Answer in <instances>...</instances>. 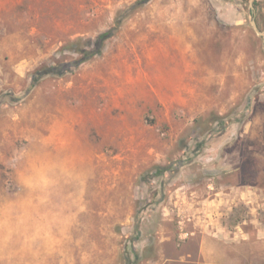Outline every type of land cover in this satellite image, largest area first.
Segmentation results:
<instances>
[{"label":"rangeland","instance_id":"obj_1","mask_svg":"<svg viewBox=\"0 0 264 264\" xmlns=\"http://www.w3.org/2000/svg\"><path fill=\"white\" fill-rule=\"evenodd\" d=\"M253 16L264 0H0V264H162L217 204L264 218Z\"/></svg>","mask_w":264,"mask_h":264},{"label":"crops","instance_id":"obj_2","mask_svg":"<svg viewBox=\"0 0 264 264\" xmlns=\"http://www.w3.org/2000/svg\"><path fill=\"white\" fill-rule=\"evenodd\" d=\"M221 191L215 192L213 202L221 197ZM224 192L228 196L229 192ZM222 208L217 204L209 210V219L200 215L198 231L186 241L187 250L162 264H264V218L227 219ZM216 211L219 215L214 216Z\"/></svg>","mask_w":264,"mask_h":264},{"label":"trees","instance_id":"obj_3","mask_svg":"<svg viewBox=\"0 0 264 264\" xmlns=\"http://www.w3.org/2000/svg\"><path fill=\"white\" fill-rule=\"evenodd\" d=\"M140 2H136L132 5H130L129 7H127L124 10H121L116 17V27L118 28L139 6ZM114 30L115 29H109L105 32H102L101 34H99L97 36V38L92 42L93 44V48L86 50V49H80L81 52H83L85 55L77 60L72 61L71 63L67 64L66 66H68V68L71 67H76L79 66L80 64H82L83 62H85L86 60H89L90 58H92L93 56L101 53L102 47H104L105 41L114 34ZM75 45H73L74 47ZM168 167H164V166H157L156 168V173L157 174H162L163 172H165V170H167Z\"/></svg>","mask_w":264,"mask_h":264},{"label":"water","instance_id":"obj_4","mask_svg":"<svg viewBox=\"0 0 264 264\" xmlns=\"http://www.w3.org/2000/svg\"><path fill=\"white\" fill-rule=\"evenodd\" d=\"M250 9L251 10H254V0H250ZM251 22L255 28V30L257 31V33H259L260 35H264V30H261L258 25H257V22H256V19L255 17L253 16L252 19H251Z\"/></svg>","mask_w":264,"mask_h":264}]
</instances>
